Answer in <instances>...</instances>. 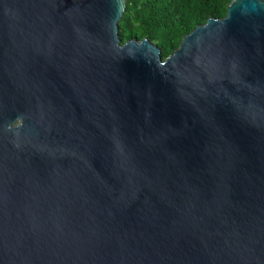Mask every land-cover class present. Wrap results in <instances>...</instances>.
Instances as JSON below:
<instances>
[{
	"label": "water",
	"instance_id": "1",
	"mask_svg": "<svg viewBox=\"0 0 264 264\" xmlns=\"http://www.w3.org/2000/svg\"><path fill=\"white\" fill-rule=\"evenodd\" d=\"M125 0H0V264H264V0L164 61Z\"/></svg>",
	"mask_w": 264,
	"mask_h": 264
},
{
	"label": "trees",
	"instance_id": "2",
	"mask_svg": "<svg viewBox=\"0 0 264 264\" xmlns=\"http://www.w3.org/2000/svg\"><path fill=\"white\" fill-rule=\"evenodd\" d=\"M118 23L120 43L150 40L162 61L180 46L184 36L209 18L221 19L232 0H125Z\"/></svg>",
	"mask_w": 264,
	"mask_h": 264
}]
</instances>
